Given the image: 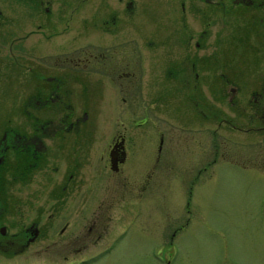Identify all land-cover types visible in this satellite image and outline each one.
<instances>
[{
  "label": "rangeland",
  "instance_id": "374dc122",
  "mask_svg": "<svg viewBox=\"0 0 264 264\" xmlns=\"http://www.w3.org/2000/svg\"><path fill=\"white\" fill-rule=\"evenodd\" d=\"M52 1L54 9L61 2L78 0ZM125 1L83 0V8L71 19L64 21L70 11L59 9L61 19L47 28L43 19L48 12L41 11L38 1L0 0V127L18 119L17 107L34 90L26 79L28 67L45 65L52 70L54 60L66 64L47 52L82 43L90 48L86 41L91 37L111 39L112 34L135 33L142 43L140 94L143 103L147 100V116L130 89L94 85L75 95V101L68 96L70 109L79 112L83 107L80 112L88 114L84 128L94 132L95 140L106 130L135 136L125 167L140 168L157 155L148 186L140 197L135 194L126 202L120 221L111 210L109 225L117 226L116 238L95 247L84 261L69 264H264V169H257L264 157V135L248 129L252 121L246 123V97L258 80L257 40L264 36V3L189 0L197 4L198 14L210 11L199 20L188 12L185 0V35L193 36L188 52L191 58L198 55L195 64L201 65L205 77L204 97L194 104L182 99V85L166 86L167 79L159 75L165 65L178 64L187 49L172 43L170 36L172 30L183 32L180 0H131V10H122ZM85 7L93 14L90 22ZM112 12L117 14L116 24L104 30L102 24ZM201 28L205 33L198 48L194 39ZM42 31L58 33L48 36ZM75 32L80 35L77 45L71 44ZM230 85L239 102L232 108L223 98ZM47 111L53 115L61 109L49 105ZM224 112L231 122L212 117ZM38 255L0 256V264H49Z\"/></svg>",
  "mask_w": 264,
  "mask_h": 264
},
{
  "label": "flooded vegetation",
  "instance_id": "af4514ba",
  "mask_svg": "<svg viewBox=\"0 0 264 264\" xmlns=\"http://www.w3.org/2000/svg\"><path fill=\"white\" fill-rule=\"evenodd\" d=\"M35 1H38L41 11L48 12L43 19L47 28H50L49 25L52 28L61 19L59 9L70 11L62 17L67 21L83 8V0L61 2L58 10L57 7L52 9V0ZM184 2L180 0L178 11L184 21L183 32L176 30L173 34L172 30L170 36L172 43L176 41L187 49L180 53L178 64L172 62L161 69L162 75L158 72L154 74H159L160 79L166 78V86H175V82L182 85L185 88L182 99L195 104L204 97L205 77L201 65L195 64L198 55L193 54L191 58L188 52L189 39L193 36L185 35L189 31L186 15L189 12L194 18L197 14L196 17L203 20L211 13L208 10L198 14L197 4L189 3V0L186 12ZM241 2L258 4L264 3V0ZM132 7L131 0H126L121 9L131 10ZM85 8L90 22L93 14L88 11L89 7ZM116 16L112 12L110 19L103 22L104 30L115 26ZM57 33L41 32L48 36ZM204 33L202 28L197 33L195 47L200 45L199 39L204 38ZM78 36L77 32L71 34V44L77 45ZM139 38L135 33L112 34L111 39L96 40L91 37L86 41L90 48H83L85 44L82 43L78 45L81 46L79 49L74 46L70 50L47 52L67 66L58 65L60 61L54 60L50 65L54 68L52 70L39 65L35 69L28 67L25 71L26 79L33 82L34 90H30L23 104L21 101L17 107L18 119L0 127L1 257L22 253L24 257H35L42 254L41 259L49 264L82 262L95 247L106 245L116 238L117 226L112 228L109 225L111 210L116 211L115 217L120 221L126 202L135 194L140 197L142 190L148 186L157 155L140 168L125 167L129 152L135 148V136L121 130L109 134L106 130L95 140L94 132L84 128L88 114L80 112L83 107L79 112L70 109L68 96L75 101V95L84 94L94 85L112 86L123 91L130 89L133 95L139 96L138 107L147 116L148 108L144 105L147 100L143 103L140 94L143 76L142 43ZM257 43V53H261L256 62L259 73L256 84L246 97V123L252 121L248 129L264 135V36ZM61 51L65 52L61 54ZM80 71L84 73L80 74ZM84 75L87 80H84ZM77 83L82 87H77ZM71 89L75 92L68 95ZM234 90L233 85L227 91L223 90V98L230 108L239 104L232 96ZM219 96L221 93H218ZM81 99L83 101V95ZM49 105L59 106L61 111L51 115L47 111ZM213 116L231 122L225 112L213 113ZM95 142L100 145L95 146ZM257 166L264 168V157Z\"/></svg>",
  "mask_w": 264,
  "mask_h": 264
}]
</instances>
